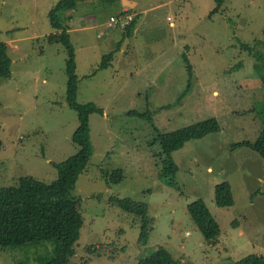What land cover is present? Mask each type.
Returning a JSON list of instances; mask_svg holds the SVG:
<instances>
[{
  "label": "rangeland",
  "instance_id": "rangeland-1",
  "mask_svg": "<svg viewBox=\"0 0 264 264\" xmlns=\"http://www.w3.org/2000/svg\"><path fill=\"white\" fill-rule=\"evenodd\" d=\"M60 1L0 0V42L13 62L12 79L0 81V188L17 187L24 176L51 184L55 164L79 152L67 51L49 42L61 33L49 18ZM124 7L137 15L130 37L108 26ZM216 7V0H79L64 14L76 52L77 102L104 112L88 118L92 156L74 192L84 224L69 264H138L161 248L185 264L264 258V160L233 149L255 142L264 127V0H227L219 14ZM113 51L110 67L99 71ZM209 119L221 131L173 153L180 189L165 185L157 133ZM117 170L121 183L112 181ZM223 183L231 185L233 207L215 203ZM112 199L148 205L146 247L142 218ZM199 200L220 225L214 244L189 212ZM52 254L50 244L0 250V264H39Z\"/></svg>",
  "mask_w": 264,
  "mask_h": 264
},
{
  "label": "trees",
  "instance_id": "trees-1",
  "mask_svg": "<svg viewBox=\"0 0 264 264\" xmlns=\"http://www.w3.org/2000/svg\"><path fill=\"white\" fill-rule=\"evenodd\" d=\"M79 0L60 1L49 13L50 23L60 34L49 36L50 43H61L67 51L66 72L69 79L67 104L78 114L79 126L73 134V143L79 152L67 160L55 164L58 170V179L51 184L38 181L32 176H24L19 180L17 187L0 188V250L26 247L34 244H50L52 256L48 255L37 260L39 264H69L75 257V245L79 242L82 226L80 213L81 200L74 195L80 175L85 171L92 156L89 138L88 118L91 115H103L104 112L95 105H80L77 102L76 52L70 35L64 23V14L74 11ZM118 2L119 0H103ZM227 0H216L217 7L214 14H219ZM129 12H122L115 18L119 22L115 26L123 30L126 37L132 36L137 19L133 17L130 24L123 25L126 20L121 19ZM114 18V17H112ZM111 20V19H110ZM123 41L118 43L117 50ZM247 49H250L246 46ZM115 51L106 55L99 67V71L107 70L114 59ZM189 71L193 72L190 61L185 57ZM13 62L9 54L7 43L0 42V81L12 79ZM264 84V77L262 78ZM185 94H183L184 96ZM136 113V112H135ZM141 117L144 115L137 113ZM221 127L215 119L179 129L172 133H157L160 143V153L157 163L161 166L159 177L165 185L180 189L177 180L178 167L172 161V154L184 150L186 144L192 140H201L214 133H219ZM246 147L257 153L264 160V127L253 143L236 144L233 149ZM124 179L123 170H117L112 175L113 183H121ZM215 203L220 208H229L235 205L233 190L229 183L215 187ZM124 211L142 218L140 244L146 247L149 243L152 219L149 217V208L145 203H137L132 199H112ZM189 212L203 233L205 241L214 244L221 235V228L213 217L204 200L190 205ZM138 264H185L172 257L166 250L159 249L151 257ZM235 264H264L263 257L250 256Z\"/></svg>",
  "mask_w": 264,
  "mask_h": 264
},
{
  "label": "built area",
  "instance_id": "built-area-1",
  "mask_svg": "<svg viewBox=\"0 0 264 264\" xmlns=\"http://www.w3.org/2000/svg\"><path fill=\"white\" fill-rule=\"evenodd\" d=\"M121 19L126 20L125 23L123 24L124 26L127 24H130V22L133 20V16L131 15H124V17H122ZM119 22V19L117 18H111L108 26L112 27L113 25H116Z\"/></svg>",
  "mask_w": 264,
  "mask_h": 264
},
{
  "label": "crops",
  "instance_id": "crops-1",
  "mask_svg": "<svg viewBox=\"0 0 264 264\" xmlns=\"http://www.w3.org/2000/svg\"><path fill=\"white\" fill-rule=\"evenodd\" d=\"M132 8H130V7H124L123 8V12H129V14L131 15V16H133V17H137V15L136 14H131L132 13ZM137 19V18H136ZM171 25H173V24H171ZM137 26V25H136ZM135 32H136V28H135V30H134Z\"/></svg>",
  "mask_w": 264,
  "mask_h": 264
}]
</instances>
